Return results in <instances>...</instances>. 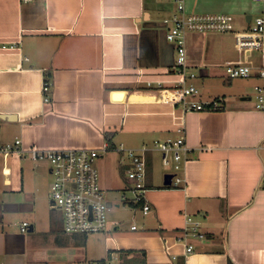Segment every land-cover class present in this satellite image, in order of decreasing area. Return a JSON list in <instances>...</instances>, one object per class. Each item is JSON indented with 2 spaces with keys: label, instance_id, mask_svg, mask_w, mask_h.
<instances>
[{
  "label": "crops",
  "instance_id": "1",
  "mask_svg": "<svg viewBox=\"0 0 264 264\" xmlns=\"http://www.w3.org/2000/svg\"><path fill=\"white\" fill-rule=\"evenodd\" d=\"M263 7L185 0L187 14L232 16L234 33L249 30ZM176 12L170 0H0V143L20 139L23 149L44 151L107 145L119 159L120 184L107 189L106 232L68 234L52 208L47 163L27 152L0 155V264H264V112L254 98L262 54L240 53L234 33L188 34L195 100L220 109L186 112L173 102L180 77L164 26ZM239 61L253 69L251 78H227L225 65ZM178 130L191 149L185 187L151 182L153 153L151 211L128 205L135 213L121 217L110 193L131 187L119 176L127 169L120 146H151ZM187 216L206 235L191 240L189 255L178 241Z\"/></svg>",
  "mask_w": 264,
  "mask_h": 264
},
{
  "label": "built area",
  "instance_id": "2",
  "mask_svg": "<svg viewBox=\"0 0 264 264\" xmlns=\"http://www.w3.org/2000/svg\"><path fill=\"white\" fill-rule=\"evenodd\" d=\"M29 3L33 0H19ZM177 4V12L168 20L164 21L167 29L166 38L174 44L176 51V71L180 77L178 86L175 88L174 103L179 104L186 112L219 110L220 103L212 101L208 103L198 102L200 91L190 83L197 74L190 69L187 57L188 34L208 33H234V19L226 14H187L185 0H170ZM260 1L264 5V0ZM236 47L242 54H251L259 51L262 54V65L259 68V77L262 84L254 88L255 107L264 112V7L260 17L256 18L249 30L236 32ZM225 74L231 80L249 79L253 75V69L239 61L227 63ZM51 86L45 81L42 93L45 103H50ZM179 136L168 138L165 141H156L151 146H142L139 149H125L120 146L119 150L124 154V165L131 182V187L123 192V201L136 207L143 215L151 211V206L146 200L147 172L149 156L158 154L166 175H171L173 189H183L186 185L184 168L188 162L190 147L186 144L183 130H178ZM110 150L109 146L104 149H67V150H40L38 147L23 149V142L17 139L14 142L0 143V155H9L27 152L32 161L36 163L46 162L49 165L52 176L51 199L52 208L63 214L64 231L68 234L94 235L108 230L109 219L108 205L104 191L101 187L99 172L95 166L96 160ZM29 225L24 223L22 231H27ZM136 230V227H132ZM205 240L206 235L201 231V224L193 217H186V226L178 239L185 246V254L194 251L191 240ZM95 264H106L98 262Z\"/></svg>",
  "mask_w": 264,
  "mask_h": 264
},
{
  "label": "rangeland",
  "instance_id": "3",
  "mask_svg": "<svg viewBox=\"0 0 264 264\" xmlns=\"http://www.w3.org/2000/svg\"><path fill=\"white\" fill-rule=\"evenodd\" d=\"M196 73L198 71H195ZM193 84L198 85L195 82H193ZM157 160L156 161H152L151 160V164H150V170H151V182L154 183H160L163 184L164 183V176L166 175V171L164 170L163 166L161 165V162L158 158V154H155ZM153 158V156H152ZM124 162V159L121 160V163ZM46 163V162H45ZM48 165V163H47ZM119 165V159L117 157V155L113 152H108L103 154L102 157H100L98 160H96L95 166L99 172V176H100V182H101V187L104 191V195H105V199H108V195L109 192L107 191L109 186L112 187H117L120 185L119 184V180L117 178V174L115 173ZM49 166V165H48ZM125 173H121L119 172V176L122 179V181H127L128 180V175L127 172ZM112 195H115L117 197V200L120 203V208L116 209L121 217L127 218V217H131L132 214L135 213V211L132 210V208H130L128 206V204H126L123 201V191H120L117 189V191H112L110 192ZM106 199V201H107ZM111 215L110 213H108V219H110ZM124 220V219H122ZM197 221V220H196ZM199 222V221H198ZM200 223V222H199Z\"/></svg>",
  "mask_w": 264,
  "mask_h": 264
},
{
  "label": "water",
  "instance_id": "4",
  "mask_svg": "<svg viewBox=\"0 0 264 264\" xmlns=\"http://www.w3.org/2000/svg\"><path fill=\"white\" fill-rule=\"evenodd\" d=\"M6 119H9V117H6ZM171 179H172V176L171 175H165L164 176V187H170L171 185Z\"/></svg>",
  "mask_w": 264,
  "mask_h": 264
},
{
  "label": "trees",
  "instance_id": "5",
  "mask_svg": "<svg viewBox=\"0 0 264 264\" xmlns=\"http://www.w3.org/2000/svg\"><path fill=\"white\" fill-rule=\"evenodd\" d=\"M163 189H171V187H162ZM228 264H232L231 262H229Z\"/></svg>",
  "mask_w": 264,
  "mask_h": 264
}]
</instances>
